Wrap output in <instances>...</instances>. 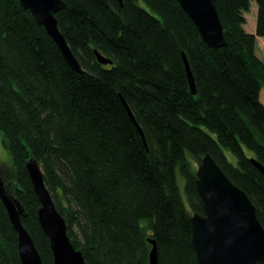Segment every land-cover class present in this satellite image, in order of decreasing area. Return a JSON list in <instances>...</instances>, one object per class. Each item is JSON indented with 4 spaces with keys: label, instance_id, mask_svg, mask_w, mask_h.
<instances>
[{
    "label": "trees",
    "instance_id": "trees-1",
    "mask_svg": "<svg viewBox=\"0 0 264 264\" xmlns=\"http://www.w3.org/2000/svg\"><path fill=\"white\" fill-rule=\"evenodd\" d=\"M65 1L59 27L83 72L20 0H0V131L13 174L0 170L44 264L54 257L30 158L86 264H150L151 239L158 264H198L191 217L204 212L197 168L207 153L264 226V174L253 162L264 165V0H255L256 32L246 28L253 0H216L222 47L205 42L179 0ZM0 264H22L1 197Z\"/></svg>",
    "mask_w": 264,
    "mask_h": 264
},
{
    "label": "water",
    "instance_id": "water-1",
    "mask_svg": "<svg viewBox=\"0 0 264 264\" xmlns=\"http://www.w3.org/2000/svg\"><path fill=\"white\" fill-rule=\"evenodd\" d=\"M121 2L123 0H120ZM29 9L37 22L43 25L57 43L66 60L76 70L83 72L79 60L62 33L57 13L63 10L65 0H20ZM183 9L198 27L203 39L212 47L227 44L224 25L220 18L216 0H179ZM99 62L110 64L112 60L95 50ZM189 83L193 93L196 85L190 64L184 55ZM129 114L137 122L124 97ZM254 164L264 174V165L253 158ZM34 191L40 201L38 219L48 236L54 264H86L84 253L71 240L65 217L59 211L48 188L44 172L35 158L26 162ZM197 189L204 212L191 217L192 242L198 264H256L264 259V226L249 195L235 184L207 153L197 168ZM0 197L7 208L11 223L18 232V249L22 264H44L43 258L22 216L25 208L21 201L10 193L0 170ZM150 264H158V251L154 239Z\"/></svg>",
    "mask_w": 264,
    "mask_h": 264
},
{
    "label": "rangeland",
    "instance_id": "rangeland-1",
    "mask_svg": "<svg viewBox=\"0 0 264 264\" xmlns=\"http://www.w3.org/2000/svg\"><path fill=\"white\" fill-rule=\"evenodd\" d=\"M257 10H258L257 3L255 0H253L251 5V11L246 14L247 16L246 28L248 29V31L256 32ZM256 51L257 54L264 60V36H260V35L257 36ZM261 100L264 103V86L261 90ZM0 167L3 169L4 168L7 169L11 175L13 174V168L11 166V156L9 151L4 145L1 131H0ZM180 186L184 194V182L181 177H180Z\"/></svg>",
    "mask_w": 264,
    "mask_h": 264
},
{
    "label": "bare ground",
    "instance_id": "bare-ground-1",
    "mask_svg": "<svg viewBox=\"0 0 264 264\" xmlns=\"http://www.w3.org/2000/svg\"><path fill=\"white\" fill-rule=\"evenodd\" d=\"M66 2V1H65Z\"/></svg>",
    "mask_w": 264,
    "mask_h": 264
}]
</instances>
